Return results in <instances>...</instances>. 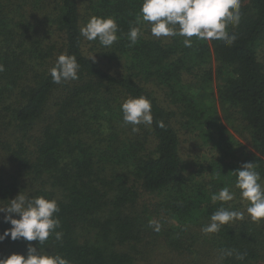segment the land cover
<instances>
[{
	"label": "trees",
	"instance_id": "obj_1",
	"mask_svg": "<svg viewBox=\"0 0 264 264\" xmlns=\"http://www.w3.org/2000/svg\"><path fill=\"white\" fill-rule=\"evenodd\" d=\"M141 4L0 0V206L21 192L54 198L63 233L44 245L5 238L0 259L26 256L29 244L70 264H204L206 258L257 264L264 258V219L201 230L226 208L211 201L221 188L234 193L226 209L240 208L235 170L243 163H254L264 185V0H241V21L227 29L237 37L231 45L192 37V47L183 37H153L146 22L137 25ZM91 16L115 18L118 40L111 47L80 34ZM130 26L142 31L131 47ZM60 54L77 58L78 79L52 82ZM139 96L151 101L153 122L133 132L120 106ZM217 103L233 110L253 151L212 121ZM181 121L208 141L207 157H183L173 123ZM3 217L0 233L11 227Z\"/></svg>",
	"mask_w": 264,
	"mask_h": 264
},
{
	"label": "clouds",
	"instance_id": "obj_2",
	"mask_svg": "<svg viewBox=\"0 0 264 264\" xmlns=\"http://www.w3.org/2000/svg\"><path fill=\"white\" fill-rule=\"evenodd\" d=\"M242 18L241 0H142L140 17L137 25L146 22L153 37L170 38L183 37L185 47H192V37L197 40H218L231 45L236 40L235 34H229L228 26H238ZM118 24L112 16H91L81 27L80 34L88 41L98 40L104 47H111L118 40ZM142 31L139 26H130L127 33L129 46L138 43ZM93 60L95 57L90 56ZM80 65L74 55L60 54L55 65L50 69V76L54 84L67 80L78 79ZM4 66L0 65V71ZM123 123L132 125V131H139L138 126H150L153 122L151 101L145 96L129 97L120 106ZM163 127L162 122H158ZM235 187L240 190L242 200L248 202L246 212L253 222L264 219V185L259 181L261 175L256 171L253 162H245L235 170ZM219 175L217 176V179ZM234 199V193L228 187L221 188L211 195L213 203L228 202ZM60 208L57 200L44 196H29L18 193L5 206H0V213H4V221L11 225L0 233V242L5 238L13 241L23 239L26 242L38 241L44 245L50 235L57 241L62 240L60 219L55 215ZM12 214H18L15 218ZM244 218V213L236 210L219 208L210 216V223L202 227L205 234L218 232L221 226ZM149 227L159 231L158 221H149ZM223 255H233L232 250H225ZM246 253H236V259L243 260ZM0 264H70L61 254H48L47 251H37L36 247L28 245L27 255L12 253Z\"/></svg>",
	"mask_w": 264,
	"mask_h": 264
},
{
	"label": "rangeland",
	"instance_id": "obj_3",
	"mask_svg": "<svg viewBox=\"0 0 264 264\" xmlns=\"http://www.w3.org/2000/svg\"><path fill=\"white\" fill-rule=\"evenodd\" d=\"M260 50H262V52L264 53V40ZM216 107H217L216 111L212 115V121L216 122L218 125L222 124L223 126H225L226 130L229 133H231L239 142H241L244 146H246L248 151H253L246 139L247 133L244 132L243 129L241 128V126L243 125H240L239 122L232 116L233 110L228 107L223 109L218 103L216 104ZM173 123H174V127L177 128L179 135L181 136L182 148L184 151L183 157H185V159L186 158L191 159V161L194 160V157L198 156L199 154L203 155V157H207L206 150L210 147V145L207 143L208 141H205L203 139V136H201L202 134L200 133V131L198 133L196 129L194 131L193 130L189 131L185 129L183 127L184 122L182 121H181V125H179L178 122H173ZM232 125L236 126L238 130L236 131ZM239 203L241 204L238 205V207L240 208L236 209V211H240L244 213L243 219H246L247 221L248 220L252 221L246 212L247 205L245 204V202L241 200ZM225 206L226 208L228 207L231 208V205H229V201L225 203ZM161 257L162 254L159 252H156L154 254L155 259H160ZM2 258L4 259L6 258V256H2ZM178 264H180V261H178ZM204 264H208L207 258ZM257 264H264V258L259 260Z\"/></svg>",
	"mask_w": 264,
	"mask_h": 264
}]
</instances>
